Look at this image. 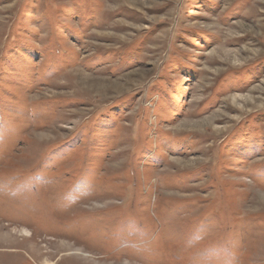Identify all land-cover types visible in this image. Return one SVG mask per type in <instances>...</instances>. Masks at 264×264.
<instances>
[{
  "label": "rangeland",
  "instance_id": "rangeland-1",
  "mask_svg": "<svg viewBox=\"0 0 264 264\" xmlns=\"http://www.w3.org/2000/svg\"><path fill=\"white\" fill-rule=\"evenodd\" d=\"M262 196L264 0H0V264H264Z\"/></svg>",
  "mask_w": 264,
  "mask_h": 264
},
{
  "label": "bare ground",
  "instance_id": "bare-ground-1",
  "mask_svg": "<svg viewBox=\"0 0 264 264\" xmlns=\"http://www.w3.org/2000/svg\"><path fill=\"white\" fill-rule=\"evenodd\" d=\"M239 23V22H238ZM240 25V27H242L243 28V25L240 23L239 24ZM253 31V30H252ZM226 54V56H227V58H228V56H229V54H228V52L229 51H224ZM226 56H225V58H226ZM234 99V98H233ZM187 124V123H186ZM193 159H190V161H192ZM263 198H262V200L264 201V196H262ZM9 226V225H8ZM17 227V226H16ZM8 229H10L9 227H8ZM12 231H14V230H12ZM22 231H24V232H26L27 230L25 229V228H23L22 229ZM18 233V232H17ZM22 233V232H21ZM35 233V232H34ZM33 232H31L30 234H29V236H28V240L29 241H31L32 240V237L35 235ZM35 237V236H34ZM56 240V239H55ZM58 241L56 242V247L55 248H58V250L59 251H62V252H65L64 254L65 255H77V254H79L80 252H83V249L82 248H80V247H76V245H75V243H71L68 239H66V238H58L57 239ZM28 241V242H29ZM53 241V243H54V240H52ZM53 248V247H52ZM28 249H29V247H28ZM48 250V249H47ZM88 255V254H87ZM73 257H75V258H77L78 257V255L77 256H73ZM80 258V257H79ZM80 259H84V257L82 258H80ZM90 261V260H89Z\"/></svg>",
  "mask_w": 264,
  "mask_h": 264
}]
</instances>
